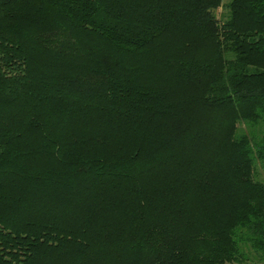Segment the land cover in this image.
<instances>
[{
  "label": "trees",
  "instance_id": "obj_1",
  "mask_svg": "<svg viewBox=\"0 0 264 264\" xmlns=\"http://www.w3.org/2000/svg\"><path fill=\"white\" fill-rule=\"evenodd\" d=\"M228 263L264 264V0H0V264Z\"/></svg>",
  "mask_w": 264,
  "mask_h": 264
},
{
  "label": "rangeland",
  "instance_id": "obj_2",
  "mask_svg": "<svg viewBox=\"0 0 264 264\" xmlns=\"http://www.w3.org/2000/svg\"><path fill=\"white\" fill-rule=\"evenodd\" d=\"M229 0H222V3L228 2ZM222 12V8L217 9L216 13L218 16L221 15ZM228 264H237V263H228ZM247 264V263H246ZM255 264V263H254ZM256 264H260V263H256Z\"/></svg>",
  "mask_w": 264,
  "mask_h": 264
}]
</instances>
